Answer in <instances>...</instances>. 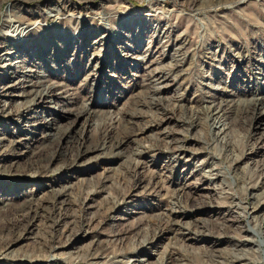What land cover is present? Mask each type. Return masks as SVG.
<instances>
[{
  "label": "rangeland",
  "instance_id": "1",
  "mask_svg": "<svg viewBox=\"0 0 264 264\" xmlns=\"http://www.w3.org/2000/svg\"><path fill=\"white\" fill-rule=\"evenodd\" d=\"M10 13L42 25L0 109V264H264V0H0V47ZM28 68L58 106L10 103ZM51 107L91 116L48 164Z\"/></svg>",
  "mask_w": 264,
  "mask_h": 264
},
{
  "label": "bare ground",
  "instance_id": "2",
  "mask_svg": "<svg viewBox=\"0 0 264 264\" xmlns=\"http://www.w3.org/2000/svg\"><path fill=\"white\" fill-rule=\"evenodd\" d=\"M69 6L70 5L66 4V2H64V1H58L55 6H53L51 8L49 7V9L46 12L51 17H54V21L62 19L61 17L63 14L65 15V17H68L69 19H75V14L73 12L71 13L70 9L67 8ZM62 11H64V13H61ZM72 11H74V10H72ZM5 21H6V27L8 28V30L6 31V36L8 38V41H7V44H4L2 47H0V70H1L0 76L4 77V79H5L2 81V83H0V109H2V110H5V107H3V105L1 106V104L5 102L4 98H8V97L10 98L11 96H14V95H12V91L17 89L16 85H13L11 80L13 79L14 76L17 77V72L19 71V69H22L24 67L23 62L14 61L15 57L13 56L14 52H12V51H14L15 48L20 46L22 43H25L28 39H30L32 32L37 31V29L39 27H41V25H42L40 21H36L35 23L22 21L19 19V17L17 15H14L12 13L7 15V18ZM12 45L16 46V47L13 48ZM21 63H23V64H21ZM22 76H23V79L21 81L19 80V82L17 83V85H20L19 94L17 97H14L15 98L14 101H10V103L13 102L15 106H18L17 107L18 111H19V109H23L24 112L29 113L31 110H33L35 107L39 106L40 104L52 105L54 102H57L56 106H58V103L60 102L62 97H60L56 94V92H55L56 86L50 85V86L45 87V86L40 85L39 82H37L36 84H34L35 82L32 83L33 74H32L31 69L29 70V68L26 69V71H24ZM260 101L262 102V100L256 99V101L253 105L252 121H253V124H256V125L257 124L260 125L264 119L263 104ZM5 103H7V102H5ZM57 114L58 113L55 112V110H53V108L51 107V112L48 115H44V122L42 123L43 124L42 127H44V129L47 131V133L44 134L42 138H43L44 142L47 143V146L49 147L48 150L50 149L49 157L46 159V161H48L47 162L48 164H49V162H53V160L57 159V157H62L64 159L68 157V155H69L68 151L70 148V144H72L71 143V141H72L71 137H72V133L74 131L75 125L82 118L89 119V117L91 116L89 110H85L81 113L75 114L76 116L74 117V119H72L71 122L66 124V126L64 125L63 129H60L61 126L58 127L56 125ZM5 139L6 138L3 137L2 130H0V148L3 147V143L5 142ZM15 143L22 146L23 142H20V140L19 141L16 140ZM77 143H78V141H77ZM64 144H66V147H67L66 150H64V148H63ZM122 144H119V143H118V145L116 144L115 148L116 149L120 148V146H122ZM74 146H75V144H74ZM105 148L107 149L106 144L104 146H102L101 149L104 150ZM72 149H74V148H72ZM98 150H99L98 147L93 148V149L90 147H87V149L84 150V152H90V151L95 152ZM32 159L33 160L30 164V170L33 169V166L36 163V161H34V159H36V158L32 157ZM38 159H39V161H37V162H42L41 157ZM70 159H71V157H70ZM72 159H73V157H72ZM13 165H14V163H13ZM183 190L184 189H182L181 192H183ZM57 197H58V199H62L63 195L58 194ZM31 204H32V202L31 203L29 202L28 206L26 205L27 210H25V211L26 212L28 211L29 214L25 217L23 216V218H21L22 217L21 216L20 217L21 219L18 221V225H17L18 236L16 237L15 240H13L11 242V245L20 242L21 239L24 238V236L27 234L28 230L30 229L31 225H33L35 218H37L39 213H40L39 211L41 209V206L36 205L35 207H33V205H31ZM26 212H24V213H26ZM20 213H22V212H20ZM20 215H22V214H20ZM15 222H17V221H15ZM15 225L16 224L14 223V226ZM14 226H12V228H15ZM17 228H15V229H17ZM11 245H9V246H11ZM148 260L149 259H147V258H142L141 261H139V260L138 261L140 263L145 264V262H148Z\"/></svg>",
  "mask_w": 264,
  "mask_h": 264
}]
</instances>
